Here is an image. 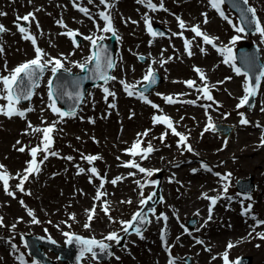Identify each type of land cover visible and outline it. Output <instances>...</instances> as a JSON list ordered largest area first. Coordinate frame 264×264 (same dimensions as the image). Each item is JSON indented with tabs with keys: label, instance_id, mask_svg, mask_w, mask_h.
<instances>
[{
	"label": "snow or ice",
	"instance_id": "1",
	"mask_svg": "<svg viewBox=\"0 0 264 264\" xmlns=\"http://www.w3.org/2000/svg\"><path fill=\"white\" fill-rule=\"evenodd\" d=\"M226 2V0H209L210 6L218 13V15L226 20L228 23H232V21L229 19V17L225 14L224 10L222 9V5ZM29 3H31V0H29ZM94 0H88V4H93ZM138 4L144 5L148 10L151 12H156L158 10L167 11L166 8H164L163 0H160V3L157 5L156 3H153V0H137ZM242 3L246 6L242 12H243V22L249 26L252 27V30L256 33H259L262 37V42H264V25L261 24L259 18L256 15V9L254 7L248 6V0H242ZM99 5L104 6V10L98 11L97 13H93L88 7L81 6L78 0H73V7L76 8L80 13H82L84 16H86L89 20L93 21V24L96 28V31L101 33L100 35H95V33L90 35H83L79 32V30H73L68 28V26L64 23L63 19H59L56 21V24L64 29H67L65 32H61L58 35L66 36L69 38L75 48H79L81 45L79 41L77 40V37H82V39L87 40L90 42V54L83 60V62L79 61H71L74 67H77L80 69L82 73H91V75H86L84 77H77L70 81V84L72 88L75 91H68L67 90V84L61 83L60 85H56V81L60 78L61 73H67L71 75L70 69L65 68V63L69 62L68 58L61 53L58 57H52L50 54L45 52L44 49L38 46L37 43V36L34 35L31 32V24L33 21L36 22V28L40 30V24L38 20L36 19L35 12H29L25 14L24 16H17L16 20L14 21V26L16 27L17 31L21 34V38L25 41H30L33 50H34V57L30 60H27L15 68L11 69L10 71L7 69V64L5 63L4 68L5 71H9L8 75H0V100H4L5 104H0V115L7 116L9 119H11L13 116H18L21 119L26 118L27 112H31L34 109L29 107L27 109H20L18 105L22 101H30L33 95L36 94L35 89H37L40 86V81L46 71L51 72V77L47 81V87H48V103L46 104V108L50 110L53 115L57 116V119L55 121H44L42 120V124H46L45 127H38L33 126L30 121L27 122V127L24 135L29 134V130L33 134L39 135V143L35 147H31L29 149V154L31 156V160L27 161V166L23 169V172H18L16 174L17 179H19V183L15 186L20 192H25L24 184L26 181H29L30 177L38 176L41 172V166L45 161L48 160L49 156H58L59 154L52 150V146L54 144V136L53 133L57 131V125L60 123H63L66 118H73L77 114V108L79 107L80 103L84 102V94L82 91H80V80L81 79H96L99 81H103V84H97V87H100L104 93V100L106 103H108V97L111 96L113 99H115V92L111 91L109 87L106 85L109 83V81L117 80V77L110 74L112 70H114L117 67L116 61L112 58V56L109 53L108 47L103 43L104 40L115 38L116 40H120L121 37L118 35L117 30L115 29L113 25V16L111 13V9L114 8V3H110L109 0H99ZM36 11H40V9H36ZM5 15V13L0 12V16ZM202 15L205 17L204 23H208L207 14L202 13ZM95 17H98L100 20H102L103 26L101 27L100 24L96 23ZM146 31L152 36H164V32H160L158 30H155L152 25L151 17L147 14V12L142 17ZM178 21V27L181 29L179 33H172L173 36H179L183 39L184 42V49L185 52L189 57L193 55L192 47H193V40H189L184 37L183 32L185 30H190L192 33H194V37H200L202 39L203 44L210 45L211 47L215 48L218 52L221 53V55L224 56L223 63L229 64L236 75H244L246 77L242 88L244 95L239 99V103L236 105L237 109H240L241 107L247 106L249 109L254 107L255 104V97L258 94V90L261 86V80L264 79V71H261L256 76H249V73L247 71L242 72L240 67H237L235 64V61L237 57L233 55V50L231 47L225 46V47H218L215 41L218 39L216 37L209 36L206 32L201 30V27L199 24L191 26L190 29H188L185 21L181 19L180 17H176ZM20 21H23L24 23H20ZM128 21H125L127 23ZM131 23L136 24L137 21H131ZM234 29L238 33H243L245 31L244 27H239L236 25H233ZM9 31L5 28L4 25L0 24V36H2L5 32ZM41 31V35L42 30ZM110 34V36L105 35ZM241 39L240 36H234L232 37L230 44L234 45L237 40ZM51 46V42H50ZM200 51L203 53L205 49L203 47H200ZM4 53V47L2 44H0V55ZM74 53H70L69 55H72ZM161 56H163V51L161 53ZM47 57V58H46ZM142 61L146 58L141 56L139 57ZM174 59V57H168L167 59H160L159 61L153 60L152 63H159L160 67H163L166 63H168L170 60ZM244 66L246 68H251L254 64L253 59L250 57H246L243 60ZM92 65V67H89ZM193 71L199 76L200 81L203 83L201 85H197V82L195 80L189 79L187 81H184L183 83L189 88L194 89L196 92H198L200 95L197 96L196 100H179L175 99L172 96H163V99L168 104H175V103H187L195 105L197 103V100L203 99L206 101H211L210 104H201L200 106L205 109V114L207 116L208 122L205 125V128L203 132L201 133V136H203L204 132L208 131H215L217 130V125H215L212 122L211 116L208 115V109L212 107V104H218L214 100L213 95L211 94V89L213 86H209L207 83V77L202 69L199 67H194ZM226 80H230L231 77L225 78ZM121 85L123 86V90L126 92L128 96H138V98L143 101L145 104H149L153 109L159 110V105L153 103L146 93L148 92L149 88H151L153 85L157 82V73L152 68L151 64L149 65L148 69L146 70L145 74L142 77V88L138 89L136 86L127 84L124 80L119 81ZM218 84H223L224 81H218ZM157 95H161L160 93H157ZM179 95H187V93H181ZM67 97L68 99H71L74 101V104L69 110H62L60 107L57 106V102L59 99ZM108 106L110 108H115V103H108ZM44 109L42 108L41 111ZM261 112H264V106L260 108ZM133 114H130L129 118H132ZM228 114H225V118H227ZM238 115L240 116L239 123L241 125H248L251 122L246 118L245 114L243 112H238ZM183 119V117H181ZM91 123H94V120L90 121ZM152 123L153 125H165L167 130H170V134L173 136L178 137L177 140V147L179 149H182L183 152H189L194 153V149L190 143H188L189 136L185 135L179 131H177L176 126L174 125V122L171 117L167 115H153L152 117ZM178 123V122H177ZM257 127H261L259 124L256 125ZM151 132V129H146L142 133H137V138L133 142L130 148L125 149V153L130 155L131 157H137L139 156L141 160H146L149 158L150 154L158 151L153 144L151 143V140H147L146 147H142L143 144H145V138L149 137ZM169 135V131H165L164 133H161L159 139L161 143H164L165 138ZM79 139V138H77ZM261 139V146H264V135L260 137ZM17 145L21 144V141L17 140ZM227 144V141H225V146ZM169 146L170 145H166ZM27 146H21L19 148H16L17 151L23 153L25 152ZM15 148V145H14ZM43 153L40 160H37L38 154ZM64 159L68 161H72L74 158L72 156L63 157ZM81 159L85 160L88 164H93L94 161L101 159L99 156L95 155H84L81 154ZM119 159V157H117ZM121 166L136 169L139 173L144 174L146 177H152L156 172H159V169H146L141 166L140 163H137L135 160H130L128 162H125ZM78 171L77 175L80 174H90L89 175V183L93 182V178L99 179V185L96 187V193L93 197L94 203L91 209H85V213L87 215V221L84 224V228L88 229L91 227L92 222L94 221V218L96 216V208H97V201L101 202L100 210L104 213V215L108 218L110 223H119L121 225L120 232L117 231H111L107 234V236L104 237L103 240H96L95 237L91 238H85L78 235H75L73 233L69 232H62V235H64L66 239L67 244H73L76 243L79 245V256L78 260L82 259L85 254H90L91 259H96L97 256L100 253L109 254V250L112 247L110 243H105V241L109 242H115L116 245H120L121 241H125V245L127 243L126 237L135 234L140 239H143V231L145 230V226L147 224H150L152 221L149 219V213L155 217V219L159 221L164 222V228L161 230V240L165 246V251L171 252V246L168 245L167 242V221L169 217L164 214L157 215L155 208H149L148 205L150 202L153 203H162L163 197L161 196L158 201L154 200V198L157 196V193L153 191L152 193L148 194L147 196L144 195L143 189L146 185H158V181L155 180H146L144 183H141L140 180H134V183L139 188V205L138 210L134 212L129 220H117L111 215V206L108 203L106 199H103L108 195L106 191H102L104 189L105 183H111L112 185H116L118 181H122L125 179V177L117 176L113 178L110 181H107V174L105 173L103 176L99 173L96 167H90L87 169V172L84 167H81L80 165H76ZM204 171L212 173L213 169L211 166H209L206 162H202L200 166ZM0 169H5L4 165H0ZM198 169H192L193 173H196ZM136 172H129V176H135ZM220 180L224 181L221 191L216 196H209L207 193H202V198L209 200V215L207 220L205 221V225L208 221L212 219V209L217 204L219 200L227 199L231 200L232 197H228L226 194L228 192V188L230 187V177L231 173H225L221 174L219 172L214 173ZM6 170L0 171V182H2V187L4 192L15 198V193L13 191H10V185L9 180L12 179ZM169 182H172V179L170 178ZM215 191V190H213ZM26 194L31 195V192H27ZM81 194L84 193L81 190ZM248 200H251V196L245 197ZM21 205L23 207H26L24 205L23 201H20ZM120 203H127L131 204V199L129 200H122ZM27 215L31 218V223L33 224H40L41 221L35 216L34 210L27 209ZM252 212V205L249 204L247 208L244 209L242 212V215H250ZM175 215V213H174ZM196 215L198 216L199 213L197 212ZM68 218L70 220H75V214H69ZM252 219L256 221L257 224H264V221L256 220V217L253 215ZM23 221V218H17L16 223H20ZM51 223V221H49ZM69 228L71 227L70 224H67V221H64ZM195 223V222H194ZM6 227L4 225V218L0 216V228ZM16 224L11 225L10 230L15 229ZM57 228L59 229V225H57ZM185 232H188V229H184ZM199 230V229H197ZM254 230V228H253ZM45 232H47V229H45ZM123 233V235H121ZM191 234L190 232L188 233ZM252 233L249 232V236H251ZM257 236L260 239H264V232L257 233ZM23 239V236H21ZM177 240H179V237H177ZM49 241L53 244L56 243L55 240H52L49 237ZM10 247L14 251H18L17 246L11 241H8ZM197 244H203L204 241L202 240H196ZM27 246V245H26ZM235 245L232 242H229L227 245V249H231ZM98 250V251H97ZM206 251H210V249L206 248ZM229 252L226 250L223 253V260L224 264H229ZM216 257H213L215 259ZM16 259L19 261V264H27V261L24 259L23 255L17 256ZM33 264H36L35 261H33ZM168 264H175V261L173 259H169ZM237 264H245L242 258H238Z\"/></svg>",
	"mask_w": 264,
	"mask_h": 264
},
{
	"label": "rangeland",
	"instance_id": "2",
	"mask_svg": "<svg viewBox=\"0 0 264 264\" xmlns=\"http://www.w3.org/2000/svg\"><path fill=\"white\" fill-rule=\"evenodd\" d=\"M252 4L254 6V8L256 9V12L258 10H264V0H253ZM229 19L231 20V14H229ZM232 21V20H231ZM233 25H236L235 22H232L231 24L228 23L226 20H217L216 23L210 25L211 27H208V30L210 33H212L214 36H216V38H218V40L225 45H229L230 41L232 39V37L234 36H242L243 33H238L235 31ZM237 26V25H236ZM194 48V52L195 55L191 59V67L192 69L194 67H199L200 69H202L207 77V82L208 83H212L214 84V86L216 87V97L214 100H216L218 103L221 104V107L219 109L216 108L215 104V116L222 119V117H224V113L227 114H232L235 112H240V110H236L234 111V108H236V105L239 103V99L244 95L243 90L238 91L235 88V84L236 82H243L244 79L237 77L234 72L232 71L231 68L226 67V65H222L219 61L220 59V55L216 54L214 51L210 54H208L207 50H205L203 52V54L201 53L199 48H196V46L193 47ZM190 75V71L187 70L185 73H183L184 77H187ZM227 77H231L230 81L232 80L234 83V86L232 85V82L229 84L223 83V84H218V81H224L223 79L227 78ZM189 78H192L196 81H200L199 76L196 75V73L193 71V73L190 75ZM210 78V79H209ZM214 79V80H211ZM131 82V80H129ZM178 88V87H177ZM176 88V89H177ZM178 93H183L182 92V86L178 88ZM233 93H236L233 94ZM199 94L198 93H193L192 94V98L193 100L197 99V96ZM197 103L200 105L201 104H207V102L197 100ZM194 106V107H183V108H167L164 110H160L159 112H169V114L173 117L174 121L176 122V124L178 125V127L180 128V131L187 134L188 136H190V143L194 144L195 146V152L192 153L193 155H199L201 157H205L210 159L211 161H215L216 164L218 165V167H220V169L216 168V170L222 172V173H226V172H231L232 174L235 173V169L232 166L233 164L239 165L240 169L242 170H247L248 172L252 169H254V167H252L251 165H257L259 164V162L261 163V167H258L257 170H254V173L257 175L259 174V172L261 170L264 171V146H260L257 145L255 146L254 144V140L252 141H248L246 140L245 142L240 141L239 138H241L243 133H239L236 137L233 138L232 143H231V148L228 151H220L219 149H212L211 150V146L212 144L215 145L216 148L220 149L223 147V145H225V141H227V143L230 141V139L232 138L230 137H226L224 134H219L216 133L215 131H208V132H204L203 136H201V133L199 134V132L201 131L202 127H200L202 124H204V113L203 110L204 108L201 106ZM95 112L92 114L91 120H94V123L91 122H87L85 123L80 130H78L76 132L77 137H79V139L81 140L78 141L77 137H69V142H71L74 146V148L76 150H81V148H88L87 149V154H90L91 152L95 151L94 149H92L91 147V143L96 144L99 148H102L103 145H108V150H110L113 154L116 153V150H118V152L120 151V147H118V149L115 150V146H113L112 143H114V141H118L117 137L119 134H121L122 131H125V127L128 126V124H132L129 126H133L135 124V121L137 119H135L134 122H129L128 120L130 119V115L125 116L124 118V126L123 128L120 126L119 122H118V117L116 116V110L115 108H110L109 106H105L103 104L102 101H96L95 104L93 105ZM248 111V110H247ZM254 111H248L247 113H253ZM153 113V112H152ZM198 114V119L200 120V122H197L194 120L190 123V120L188 119L189 114L192 115V117L194 116V114ZM200 113L202 115V118L200 116ZM181 117H183V119H181ZM148 119H152V116H150ZM178 122V123H177ZM152 123V121L150 122ZM214 123H217V119L214 118ZM224 123H231V119L228 118L224 121ZM81 124V123H80ZM79 123H77L75 120H72V126H77L80 125ZM205 125V124H204ZM156 128V131L158 130V134L157 135H150L147 140H151V143L153 144L154 147H158L161 146L163 148H165V151L167 152V154H163V156H168V157H172L174 158L173 160L180 162L181 160H185V157H189L190 155L185 151L182 153V149H179L176 147V143H177V137L173 136L169 133V135L165 138L164 143L160 142V135L161 133H164L165 130L163 128V126H159V125H153ZM5 134H10L12 135L11 132H9L8 129H6L4 131V135ZM220 138V142H216L217 139ZM16 137H14V140H10L9 141V145L7 146V148L11 151H16V149L14 148V141H15ZM121 140H126L124 137V133L122 134V137L120 138ZM133 138H131L130 140H132ZM200 139V142L197 143V140ZM216 142V143H215ZM241 143V144H239ZM166 145H170L166 146ZM227 145V144H226ZM254 146V147H252ZM124 148V147H122ZM247 148H249V150H247ZM198 153H197V152ZM244 151V153H242ZM237 152V153H236ZM8 152L5 150V154H7ZM1 154V152H0ZM76 154V153H75ZM103 155L107 156L109 155L108 151H104L102 153ZM229 158L230 156H234V154L238 155V158L235 160H231L230 163L227 164H223L221 162V160L224 158V156ZM242 154V155H241ZM2 155V154H1ZM237 157V156H236ZM29 159V154L27 153V151L20 153V155H18V163H24L26 164V162ZM69 163H73L74 164V170L72 172V176L70 177V184L68 186V190H66V192L64 193L65 195V199L66 201H71L73 198V194H75V192L77 191V188H79V184L77 183V181L73 178L74 174H77V167L76 165H79V161L76 160H72V161H68ZM18 166V165H17ZM24 166H18V168H21ZM192 167V166H191ZM190 167V168H191ZM170 172V171H168ZM198 172V171H197ZM196 172V173H197ZM193 173V174H189L186 175L185 177L179 176L180 174L175 173L176 177L175 180L177 181L179 186L174 185L173 189L170 190V187H164L163 191L164 194H168L171 195L172 192L177 193V198L176 200L172 201L173 205L177 206L175 204V202L180 203V204H184L189 205L191 204L193 201V199L195 198V196H197L199 194V192L201 190H203V188L207 185L206 183V179L202 178V177H198V174ZM82 174L78 175L80 178H83L81 176ZM203 174H201V176H203ZM208 176L212 179L213 176H211L210 174H208ZM247 175H242L239 174L237 177L233 178L234 183L240 179V178H246ZM254 176V175H253ZM262 177H264V172L261 175ZM39 177V175L37 176V178ZM260 177V175L254 176L253 177V182L254 185L257 181V179ZM164 175L162 174L161 178L158 179V182L160 179H163ZM194 178V179H192ZM168 179V178H167ZM196 179V180H195ZM156 181V177L154 179ZM199 182L197 183V187L203 185V187L201 188V190H199L198 192H195L194 194H192L190 192V185L193 182ZM219 182V181H218ZM57 185V181H53L52 184L50 185L51 188L48 189L47 186H45V194L46 196L50 197V198H57L58 200L61 201V196L56 194V189L55 186ZM62 186H65V180H64V184H62L59 189H61ZM44 187V185L40 184V188ZM261 187H264V182L261 184ZM156 188V185H152L149 187L148 189V194L151 193V190H154ZM221 187H217V191H221L220 189ZM58 194H60L59 192H57ZM0 194L7 200H9L10 202H13L8 195H5V192L3 190L2 185H0ZM137 198L140 199L138 193L136 192ZM165 195H163V197H165ZM228 197H232V199L230 200L232 207H236L237 212L234 214H228V218L232 221V223L234 224H245L247 225L245 222L250 221L253 226H255L258 230L256 232V234H253L252 236L249 237V239L246 240L245 243V247L243 248L242 252H239V254L234 255L231 254V260H229V264H236V261L238 258H240L241 256L244 255H249L246 252L249 253H256L255 255H257L258 250H263L264 249V243H262L260 241V238L257 236V233L260 232H264V224H257L256 221H254L252 219V216L254 215L256 217V220L259 221H264V209H261V206L264 205V198L263 195L260 198H257L256 201L254 200H244L242 199L239 195H237L236 193V189L234 188V186L231 187V190L229 192V194H227ZM129 197H127V199L125 200H129ZM254 197V195H253ZM238 199V202L235 204V199ZM225 203L223 206L226 207V202L229 201L227 199H225ZM132 201V200H131ZM44 203L50 208V205L52 202L48 201H44ZM63 201L60 203V206H62ZM125 206V212L128 210V208H133V212L136 210L135 208V204L132 203L128 204L126 206L125 203H123ZM251 204L253 206V210L251 212L250 215H246L245 217H243L242 212L244 211L245 208H247V206ZM15 206V205H14ZM55 206V205H54ZM53 206V207H54ZM117 209L119 210V213H115L112 211L111 215L115 218V219H121L123 218V215H121V208H123L122 205H117ZM69 214L63 213V215L60 216V218L62 217V221H60V224H48V222H42L41 225L47 227V229H50V235L55 236L57 239L59 240H64L65 236L62 235V232H66L67 229V225L65 223H63L64 221H66L67 216ZM103 216L104 213H103ZM131 216L130 214H128V217ZM106 217V216H105ZM39 220H41L40 218H38ZM129 220V219H128ZM59 221V220H57ZM82 223L85 224L87 221V215L85 214L84 217H82L81 219ZM189 220H186V224H188ZM31 223V220H30ZM113 225V223H110L108 218H104L101 222L96 221L95 223L92 222L91 227H96L98 230L102 231L103 235L101 236H97L101 238L102 240L104 239L106 233L108 230H110V225ZM57 225H59V229L57 228ZM114 226V225H113ZM78 226H76L77 228ZM115 230V229H114ZM74 231H78V229H74ZM57 232H60V235L57 234ZM89 236H93L95 237V234H89ZM148 241H151V239L149 238ZM225 242L223 239L221 240V243ZM256 242V243H255ZM208 247H215L216 249V244L214 242V240L212 239V237L207 238L206 239V243H205ZM225 244V243H224ZM205 245V247L203 248V250L206 252V258L205 261H201L199 259H195V262H197L198 264H224V260L219 259V261H215L212 257V255L209 254L208 251H206L205 249L207 248V246ZM126 247L125 243L122 247H119L117 254L119 255V252L121 250H123ZM186 246L182 247L179 249V254L184 255V249ZM51 257L54 259L56 258V256L51 255ZM129 260L126 258H123V264H151L150 260L151 257H149V255L147 254V252L143 249L138 248L136 251L130 249V254L128 256ZM188 258V257H186ZM229 259V258H228ZM58 262V261H57ZM60 264V262H58ZM164 264V262H163Z\"/></svg>",
	"mask_w": 264,
	"mask_h": 264
},
{
	"label": "bare ground",
	"instance_id": "3",
	"mask_svg": "<svg viewBox=\"0 0 264 264\" xmlns=\"http://www.w3.org/2000/svg\"><path fill=\"white\" fill-rule=\"evenodd\" d=\"M257 45H259L258 43H257ZM259 47H260V50H261V52H262V56H263V59H264V54H263V51H262V46L261 45H259ZM264 87V86H263ZM263 100H264V97H263ZM263 106H264V101H263ZM236 126H237V124H236ZM238 130H239V128H237ZM250 129H253V126L251 125V126H249V130ZM248 139H251V138H248ZM228 147H231V145H229ZM150 163H153V164H156V165H159V162H150ZM163 167H170V163L168 164V163H165V165L163 166ZM258 167V166H257ZM257 167H255V168H257ZM241 172H242V174H249V173H252V171H250V172H248V171H245V170H241ZM170 186H172L173 187V185L171 184V185H169V187ZM212 188V187H211ZM212 191V189H208V190H206V192L205 193H210ZM173 194H176V193H173ZM134 200H136V196H134ZM207 202H208V200H206V199H203L202 198V196L201 195H199V197L197 196L196 197V199H195V202H194V204H193V206H191V209L190 208H186V207H184V206H182L181 207V205H180V210H184V209H187L188 211H193V209H197L196 211H195V213H194V216L193 217H197L198 218V220H199V222H201V224H200V227L202 228V229H200V230H203V228H205L206 230L207 229H210L211 228V225L210 224H206V226H204V224H203V222H204V218H201V215L200 214H204V210H205V207H206V204H207ZM165 204V203H164ZM166 205V204H165ZM218 206H221V204L220 205H218ZM160 208H161V206H160ZM165 209H166V211H167V213H168V215L170 216V221L173 219V218H175V215H174V209L171 207H168L167 205H166V207H165ZM162 210V209H161ZM199 213V215L197 216L196 215V213ZM159 214H161V211L159 212ZM150 220L152 221V223H150V227L148 228L149 230H148V233L150 234L153 230H154V232H155V230H156V227H157V223H158V221L155 219V217H153L152 215H150ZM217 224V223H216ZM229 226V223H228V221L225 223V226ZM175 228V225L174 224H172L171 225V227H170V231H172L173 229ZM198 232V231H197ZM194 233H196L195 231H194ZM228 233H231L230 235H231V240L232 241H239V242H241V241H244V240H246V238H245V232H241V231H230V232H220L219 233V235H221V236H223L224 237V239H225V241L227 240V239H229V238H227L228 237ZM216 234L217 233H213L212 234V236L211 237H214V236H216ZM191 242H193V239H191L190 240ZM187 242V239L184 237L182 240H181V243L182 244H184V243H186ZM197 245H199V244H197ZM203 245V244H202ZM239 248H240V246L238 247V245H235L234 247H233V249L234 250H239ZM264 258V255H263V257L261 258V260ZM260 260V261H261Z\"/></svg>",
	"mask_w": 264,
	"mask_h": 264
}]
</instances>
